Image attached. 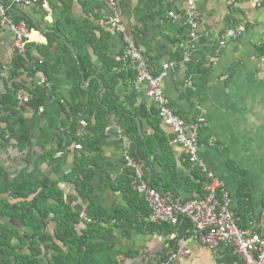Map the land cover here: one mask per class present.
I'll return each instance as SVG.
<instances>
[{
	"label": "crops",
	"instance_id": "0c3cea01",
	"mask_svg": "<svg viewBox=\"0 0 264 264\" xmlns=\"http://www.w3.org/2000/svg\"><path fill=\"white\" fill-rule=\"evenodd\" d=\"M87 1L91 2L90 6L85 5ZM102 2L105 0H43L41 5L25 7L15 5L14 0H0L13 20H28L40 26L37 30L31 29V43L37 46H47L49 43L41 29L46 26L52 29L65 15H69L79 26L85 23L93 26L97 40H101L97 41L98 48L102 50L107 47L104 51L108 59L114 62H121L125 49L124 37H129L144 50L155 74L161 73L165 65L177 62L184 47L190 45L186 40L189 29L183 17L187 0H117L119 15L126 27L124 37L105 23L110 10L102 9L99 6ZM195 6L201 13V25L193 61L194 67L205 70L206 76L203 72L189 75V63L182 62L167 71L163 89L174 111L183 119L206 120V127L200 136L203 145L200 156L208 170L230 192L231 207L237 215L240 195L247 196V222L242 228L247 229L253 221L261 222L264 214V56L261 53V47L264 46V0H196ZM171 13L179 15V19L172 18ZM240 24L245 26L246 31L237 39L229 40L226 48L217 55L221 35L228 28ZM13 44L14 36L10 27L0 26V89H4L10 81L13 61L17 56ZM89 51L95 66L101 68L104 64L98 54L91 46ZM35 58H41L40 52L35 51ZM43 81L45 78L41 74L23 78L28 90L44 85ZM91 81L86 83V87ZM47 86L50 87V84ZM60 87L65 92L69 90L63 81ZM116 91L119 103L137 117L143 140L153 137L155 128L150 114L157 105L148 95L147 87L136 88L133 80L121 81ZM22 93L31 97L25 89ZM47 98H51L50 94ZM43 113H34L30 108L24 113L27 124L35 133H40L45 127ZM66 118L65 115L61 120ZM112 121L102 143L107 166L104 169L96 168L91 181L95 188V199L114 212L118 206L124 205V197L122 192L112 189V184L127 167L124 154L131 142L119 133L117 119L113 117ZM161 128L170 141L177 170L190 175L184 149L174 143L173 132L165 123L161 124ZM4 134L8 135L6 126L0 124V168L15 179L24 169V159L30 149L21 152L14 142L6 143L3 140ZM35 151L40 154L42 149L35 147ZM81 154L80 150L73 147L65 168L59 174L47 166L44 172L52 179L61 180L71 171ZM137 164L144 177L153 172L149 168L143 170ZM154 170L161 173L162 166L156 165ZM62 184L67 195L74 194L75 189L71 184ZM207 188L208 185L206 191ZM181 194L183 200L192 197L185 191ZM47 203L51 205L54 202ZM76 203H80L78 197L75 198ZM238 218L240 222L239 215ZM56 226L55 222L51 223L46 233L53 235ZM18 227L23 230L22 225L18 224ZM78 227L80 230L86 228L85 224ZM259 233L264 236V225L259 228ZM108 243L119 254L118 264H163L167 258L166 237L139 230L130 223L113 228ZM179 246H185L191 255L180 256L171 264H243L228 249L213 252L192 237L183 239ZM45 258L49 259L50 254L49 257L45 255Z\"/></svg>",
	"mask_w": 264,
	"mask_h": 264
},
{
	"label": "trees",
	"instance_id": "16d2710c",
	"mask_svg": "<svg viewBox=\"0 0 264 264\" xmlns=\"http://www.w3.org/2000/svg\"><path fill=\"white\" fill-rule=\"evenodd\" d=\"M85 5L90 6L91 2L87 1ZM99 6L110 9L107 0ZM92 10L94 12V8ZM20 21L14 20L15 23ZM25 21L30 29L40 28ZM88 26V23L79 26L65 15L54 28L46 26L41 29L48 38V45L30 43L25 53H16L10 81L0 89V124L6 126L8 133L2 136L3 140L14 142L21 152L30 149L24 159L25 167L15 179L0 168V220L4 221H0V264H118L119 254L113 251L108 237L113 228L124 227L127 223L166 238L177 233V239L169 241L173 248H178L183 239L191 237L193 227L186 218L181 217L176 227L148 220L149 204L135 189L133 183L137 176L132 167L127 166L112 184L113 190L123 193L124 205L112 212L95 199L91 180L96 168L107 166L102 143L113 124V117L122 129V136L131 142L127 150L129 156L143 170H153L151 175L144 177L152 189L174 198H180L182 191L188 192L192 197L186 201L207 196L205 187L209 180L202 172L193 170L190 175H184L177 170L170 141L161 128L164 121L158 107L150 114L155 135L143 140L137 117L119 103L116 93L121 81L135 82L136 72L123 69L124 52L121 62L108 59L104 51L107 47L98 48L97 41L101 40H97L93 26ZM89 46L102 60L104 65L101 68L95 66ZM187 47L176 64L184 62ZM35 51L40 52V59L35 58ZM261 53L264 56V46ZM193 60L188 62L189 75L203 72L206 76L205 70L194 67ZM38 74L44 76L45 84L28 90L23 78ZM90 79L92 81L86 87ZM62 81L69 86L66 92L60 87ZM23 89L32 97L27 104L18 100ZM49 94L50 99L47 98ZM41 107L44 108L42 119L46 124L40 133H35L27 124L24 113L29 108L38 113ZM65 115L67 118L61 125L60 120ZM82 121L87 123L86 127L82 126ZM77 145L82 146V154L76 158L71 171L61 180L47 176L44 168L47 166L59 174L67 164L71 148ZM35 147L41 148L42 152L36 153ZM59 153L63 155L58 156ZM186 163L188 165L187 160ZM156 165L162 166L161 173L154 170ZM62 183L71 184L74 194L67 195ZM76 196L79 204H75ZM246 198L244 194L240 195L237 210L240 228H244L247 222ZM47 201L54 203L50 205ZM54 222L56 230L50 236L46 229ZM80 224H85L86 228L80 230ZM48 253L50 258L46 259ZM166 256L168 258V252Z\"/></svg>",
	"mask_w": 264,
	"mask_h": 264
},
{
	"label": "built area",
	"instance_id": "2783aa9c",
	"mask_svg": "<svg viewBox=\"0 0 264 264\" xmlns=\"http://www.w3.org/2000/svg\"><path fill=\"white\" fill-rule=\"evenodd\" d=\"M41 1L43 0H14V4L31 7L39 5ZM107 1L110 14L105 17V23L113 27L117 32L126 35V27L119 15L120 8L117 0ZM195 2L196 0H187L183 13L186 26L189 29L188 42L190 43L185 50L184 62H190L193 58L197 51L195 42L200 36L201 13L197 10ZM170 15L174 19H179L177 14L171 13ZM5 25L10 26L11 33L14 36V51L16 53H25L28 44L32 42V30L25 20L15 23L8 14L7 7L0 4V26ZM245 31L246 28L243 24L228 28L219 39L216 54L219 55L226 48L229 40L237 39ZM124 41L126 48L124 51L123 69L127 70L129 68L136 72V88L147 87L148 95L155 101L160 117L174 134V143L184 149L190 171L199 170L209 180L207 196L204 198L186 201L181 198H174L172 195H165L149 186L139 165L126 151L124 156L127 166L135 169L137 176L133 183L135 189L145 196L149 204L150 213L148 220L157 224L169 223L176 227L181 217L186 218L193 227L190 232L191 237L209 247L213 252H218L225 248L231 250L234 255L239 257L243 264H264V236L259 233V228L264 225V214L261 222L253 221L249 228H240L238 215L231 207L230 192L208 170L205 161L200 156V150L203 147L200 136L206 127V120L201 118L188 122L177 115L172 108L169 96L163 89V80L167 71L175 68L176 62L165 65L161 73L155 74L144 50L127 36ZM18 100L22 104H27L31 101V97L19 93ZM40 112H44L43 107L40 108ZM81 124L84 127L87 126L84 121ZM119 133L122 135L121 128H119ZM212 144L213 141L211 140ZM76 149L81 150L82 146L77 145ZM62 155L63 153L58 154V156ZM167 238L168 258L163 264H171L180 256L187 257L191 255V251L185 246L173 248L169 243V241L177 239V233L174 232Z\"/></svg>",
	"mask_w": 264,
	"mask_h": 264
},
{
	"label": "water",
	"instance_id": "95a60500",
	"mask_svg": "<svg viewBox=\"0 0 264 264\" xmlns=\"http://www.w3.org/2000/svg\"><path fill=\"white\" fill-rule=\"evenodd\" d=\"M10 27V26H9ZM63 120H61L60 124L62 125Z\"/></svg>",
	"mask_w": 264,
	"mask_h": 264
}]
</instances>
